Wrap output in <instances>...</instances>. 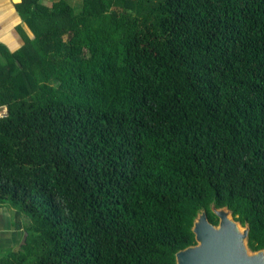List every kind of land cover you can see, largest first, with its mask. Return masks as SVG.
Here are the masks:
<instances>
[{
	"label": "trees",
	"instance_id": "obj_1",
	"mask_svg": "<svg viewBox=\"0 0 264 264\" xmlns=\"http://www.w3.org/2000/svg\"><path fill=\"white\" fill-rule=\"evenodd\" d=\"M0 45V264H176L226 207L264 249V0H21Z\"/></svg>",
	"mask_w": 264,
	"mask_h": 264
},
{
	"label": "water",
	"instance_id": "obj_2",
	"mask_svg": "<svg viewBox=\"0 0 264 264\" xmlns=\"http://www.w3.org/2000/svg\"><path fill=\"white\" fill-rule=\"evenodd\" d=\"M210 208L218 219L217 224L208 220L205 210L198 212L191 227L195 244L177 251L175 263L264 264V249L252 251L247 245L248 225L233 220L226 207L216 208L212 204Z\"/></svg>",
	"mask_w": 264,
	"mask_h": 264
},
{
	"label": "crops",
	"instance_id": "obj_3",
	"mask_svg": "<svg viewBox=\"0 0 264 264\" xmlns=\"http://www.w3.org/2000/svg\"><path fill=\"white\" fill-rule=\"evenodd\" d=\"M19 2L21 0H0V45L10 52L16 51L23 43L19 28L32 37L17 11ZM28 222L23 213H17L9 204L0 203V259L22 246Z\"/></svg>",
	"mask_w": 264,
	"mask_h": 264
},
{
	"label": "built area",
	"instance_id": "obj_4",
	"mask_svg": "<svg viewBox=\"0 0 264 264\" xmlns=\"http://www.w3.org/2000/svg\"><path fill=\"white\" fill-rule=\"evenodd\" d=\"M7 115V110L5 106L0 107V117H5Z\"/></svg>",
	"mask_w": 264,
	"mask_h": 264
},
{
	"label": "rangeland",
	"instance_id": "obj_5",
	"mask_svg": "<svg viewBox=\"0 0 264 264\" xmlns=\"http://www.w3.org/2000/svg\"><path fill=\"white\" fill-rule=\"evenodd\" d=\"M80 0H69V2L74 6V8H77L79 6Z\"/></svg>",
	"mask_w": 264,
	"mask_h": 264
}]
</instances>
